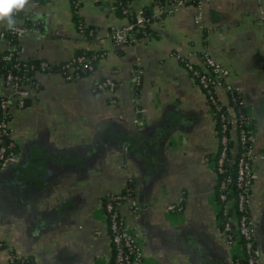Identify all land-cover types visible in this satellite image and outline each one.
I'll use <instances>...</instances> for the list:
<instances>
[{"label": "crops", "instance_id": "0c3cea01", "mask_svg": "<svg viewBox=\"0 0 264 264\" xmlns=\"http://www.w3.org/2000/svg\"><path fill=\"white\" fill-rule=\"evenodd\" d=\"M115 1L29 0L14 13L29 27L18 38L21 57L59 64L91 51L95 59L76 79L36 72L27 104H10L20 154L0 170V264H10L11 251L40 264H111L103 202L126 186L139 210L125 201L119 213L144 264H235L238 246L224 240L219 219L217 126L206 92L177 57L200 65L205 51L228 69L250 115L256 177L247 211L264 264V0H202L199 10L186 3L161 17L152 0H131L151 16L148 33L121 44L111 32L129 18ZM8 46L0 37V51ZM108 76L115 103L94 89ZM216 92L229 102L223 87ZM230 136L236 143L235 129Z\"/></svg>", "mask_w": 264, "mask_h": 264}, {"label": "built area", "instance_id": "2783aa9c", "mask_svg": "<svg viewBox=\"0 0 264 264\" xmlns=\"http://www.w3.org/2000/svg\"><path fill=\"white\" fill-rule=\"evenodd\" d=\"M130 2L131 0L122 8V13L127 16L132 11ZM152 2L153 5L157 6L156 14L153 16L161 17L166 13L173 12L186 3H194L199 10L202 0H152ZM196 17L199 18L200 14L198 13ZM150 19L151 16L145 15L144 12H135V20L129 19L127 23L112 30L111 36L114 42L121 44L135 40V32L140 28L146 29ZM28 29L29 27L26 24L15 23L12 28L6 25L0 28V37L6 39L9 48L11 42L5 37V31L12 32L20 38ZM89 34L96 36L92 30L89 31ZM177 57L189 72L198 77L197 83L206 92L214 120L220 122V133H218L219 150L215 156L214 169L219 176L217 200L219 203L222 236L228 244L238 246L236 260L240 258L244 259L246 264H261L255 244L254 229L247 211L248 195L256 173L253 170L251 160L253 148L250 139L251 129L246 130V126L250 125L251 120L244 105L242 95L237 88L228 84L226 80L229 73L228 69L215 61L208 52L205 51L201 54V64H204L206 72L210 71L212 73L211 77H206L200 69L193 66L194 63L188 58L181 55H177ZM17 58L18 61L13 64V69L0 71V135L11 137L8 145H0V170L6 162L13 161L19 157V149L9 148L11 145H15L16 147L17 142L11 135L8 113L10 112L11 103H15L18 107L25 106L30 95V90L39 87L40 84L35 78V73L38 71L59 73L65 79H76L81 76L80 68L83 71L92 69L95 56L94 54L88 56L85 54V51L78 53L70 59L65 60L58 71H40L34 67L33 63H28L27 60H24L20 56V53ZM47 62L48 60H41L40 64L46 66ZM28 69H35L33 72L34 79L32 78V74L28 77L22 75ZM141 72V69L137 70L135 77L136 84L141 83ZM217 87H223L228 93L229 102L227 104L218 98ZM94 89L108 94L110 102L115 103L114 92L116 82L112 77L108 76L99 79L94 85ZM236 104L244 106L245 111L236 108ZM231 129H235L236 131V144H238L239 150L231 148L228 145L229 140H231ZM229 163L235 164L234 175L226 173V167ZM232 182L235 183L234 186L237 188L235 196L230 194V184ZM125 201L129 202L132 212L136 214L139 210V203L129 186H126L124 191L109 193L103 202L110 231V242L114 247L113 259L108 258V260H111V264H144L142 246L136 234L126 225L119 213V207ZM175 205L170 204L168 208H175ZM177 206H181V204ZM16 254V252H9L8 258L10 264H40L38 260L36 262L34 260L29 261L26 257ZM94 264L109 263L102 261Z\"/></svg>", "mask_w": 264, "mask_h": 264}, {"label": "trees", "instance_id": "16d2710c", "mask_svg": "<svg viewBox=\"0 0 264 264\" xmlns=\"http://www.w3.org/2000/svg\"><path fill=\"white\" fill-rule=\"evenodd\" d=\"M129 0H116L115 1V6H116V11L120 14H124L122 13V8L124 6H126V4L128 3ZM194 2V1H193ZM194 4V3H193ZM145 15L149 16L148 12L145 11L144 12ZM128 18L130 20H135V12L132 10L128 16ZM148 27H149V24L148 26L146 27V29H138L136 32H135V37L136 39L143 36V35H146L148 33ZM78 28L84 33V35H87L88 37L91 36V34H89V31L90 27H85L83 25L82 22H78ZM93 34H94V31H93ZM5 37L8 38V40L11 42V46L9 48H6L5 50L3 51H0V71H8L9 69H13V64L15 62L18 61V56H19V53H17L19 51V47H18V37L12 33V32H6L5 31ZM11 52V54H9ZM85 54L88 55V56H91V51H85ZM9 55V57H8ZM18 55V56H17ZM23 58V57H22ZM24 60H27L28 63H33L34 64V67H36L38 70L40 71H49V70H53V71H58L59 67L61 66L63 62H60L59 64H54V63H51L50 61L47 62V65L46 66H42L40 64L41 60H46V59H43V58H23ZM194 67L200 69L205 75L206 77H211L212 76V73L209 72H206V69L204 68V64H200V65H197V64H193ZM83 67V66H82ZM34 70L35 69H28L27 71H24L25 73H23L22 75L24 76H29L32 74V78L34 79L33 75H34ZM80 70V74L81 76L85 75L86 73H88L89 70H85L83 71L81 68L79 69ZM196 79V82L198 81V77L196 75H194L192 72H190ZM28 101H26V104H27ZM236 108H240L241 110H244L245 111V107L242 106V105H235ZM8 119H10V112L8 113ZM215 124L217 126V131L218 133H220V122L218 120H215ZM239 128V127H238ZM248 129H251V122H250V125L246 126V130ZM11 137H8V136H1L0 135V145H8L9 142L11 141L10 140ZM228 145H230V147L232 148H236L239 150V146L238 144L236 143H233L232 140H229L228 142ZM9 148H16V149H19L18 147V144L16 145H11L9 146ZM226 173L230 174V175H234L235 173V164L234 163H229L226 167ZM231 185V191H230V194L231 195H236L237 194V188L234 186L235 183L232 182ZM125 188L122 189V191H124ZM218 194V185H217V193ZM110 232V231H109ZM113 255H114V247L112 246L111 244V252H110V258L113 259ZM235 264H246L245 263V260L244 259H237L235 260L234 262Z\"/></svg>", "mask_w": 264, "mask_h": 264}, {"label": "clouds", "instance_id": "9594fccd", "mask_svg": "<svg viewBox=\"0 0 264 264\" xmlns=\"http://www.w3.org/2000/svg\"><path fill=\"white\" fill-rule=\"evenodd\" d=\"M29 0H0V22H6L12 28L16 21L14 13L24 9Z\"/></svg>", "mask_w": 264, "mask_h": 264}]
</instances>
